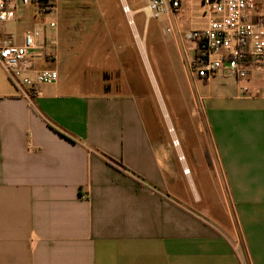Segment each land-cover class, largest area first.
I'll return each mask as SVG.
<instances>
[{"label": "crops", "instance_id": "0c3cea01", "mask_svg": "<svg viewBox=\"0 0 264 264\" xmlns=\"http://www.w3.org/2000/svg\"><path fill=\"white\" fill-rule=\"evenodd\" d=\"M201 7L183 3L175 22L187 14L192 24L183 33L206 25ZM16 14L18 37L0 39L22 45L35 30L56 39V60L35 69L60 78L27 98L0 65V264H264L262 77L194 79L175 37L197 130L186 156L151 132L134 95L73 86L63 25L40 23L48 13L36 6Z\"/></svg>", "mask_w": 264, "mask_h": 264}, {"label": "rangeland", "instance_id": "374dc122", "mask_svg": "<svg viewBox=\"0 0 264 264\" xmlns=\"http://www.w3.org/2000/svg\"><path fill=\"white\" fill-rule=\"evenodd\" d=\"M49 1L51 13L40 23L56 21L65 27L66 75L74 81L73 86L134 95L151 132L171 144L169 128L174 127L187 156V149L196 142L192 134L197 132L188 121L190 89L175 35L164 32L170 25L176 30L191 29L187 14L181 24L180 20L169 22L166 17L148 19L147 11L124 13L123 3L134 10L147 7V0H66L64 4V0ZM129 19L135 24L130 25ZM13 23L14 20L0 25V32L18 37Z\"/></svg>", "mask_w": 264, "mask_h": 264}, {"label": "built area", "instance_id": "2783aa9c", "mask_svg": "<svg viewBox=\"0 0 264 264\" xmlns=\"http://www.w3.org/2000/svg\"><path fill=\"white\" fill-rule=\"evenodd\" d=\"M186 0H149L148 19L166 17L175 21ZM204 9L207 23L204 27L183 33L173 25L165 29V34L179 36L185 41L191 76L194 79L208 81L221 72L241 81L249 80L254 73L264 81V0L259 10L256 0H196ZM49 0H0V25L16 19L19 4L34 5L40 13L46 14L53 8ZM126 15L133 11L123 3ZM129 24L134 25L133 19ZM56 28V23H51ZM37 40H42L43 51L37 52ZM57 41L46 42L45 33L40 30L30 31L24 36V43L19 45L12 36L0 39V65L6 71L12 85L27 98L40 94V85H51L59 81L56 70H36L35 61L43 58L48 62L56 60ZM32 73L33 75H29ZM246 91H249L247 88ZM175 148H181V141L174 127L169 128ZM179 160L185 162L183 153ZM190 173V169H185Z\"/></svg>", "mask_w": 264, "mask_h": 264}]
</instances>
